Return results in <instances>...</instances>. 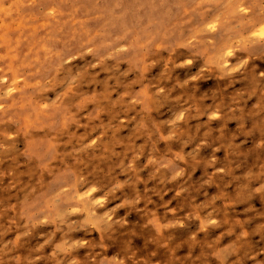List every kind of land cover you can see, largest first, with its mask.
Instances as JSON below:
<instances>
[{
    "label": "clouds",
    "instance_id": "clouds-1",
    "mask_svg": "<svg viewBox=\"0 0 264 264\" xmlns=\"http://www.w3.org/2000/svg\"><path fill=\"white\" fill-rule=\"evenodd\" d=\"M0 264H264V0H0Z\"/></svg>",
    "mask_w": 264,
    "mask_h": 264
}]
</instances>
